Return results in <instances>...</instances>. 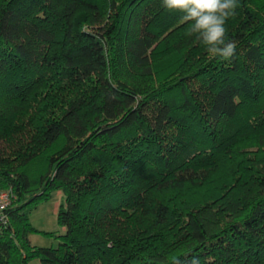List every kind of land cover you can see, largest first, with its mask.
<instances>
[{
    "label": "trees",
    "instance_id": "1",
    "mask_svg": "<svg viewBox=\"0 0 264 264\" xmlns=\"http://www.w3.org/2000/svg\"><path fill=\"white\" fill-rule=\"evenodd\" d=\"M238 5L230 60L186 31L155 83L162 0H0V264H264V0ZM55 190L65 231L33 245Z\"/></svg>",
    "mask_w": 264,
    "mask_h": 264
},
{
    "label": "rangeland",
    "instance_id": "2",
    "mask_svg": "<svg viewBox=\"0 0 264 264\" xmlns=\"http://www.w3.org/2000/svg\"><path fill=\"white\" fill-rule=\"evenodd\" d=\"M189 24L181 23V17L178 22L171 25L162 33V37H165L164 42L157 45L152 53L153 69H154V82L162 83L169 79H172L177 71L174 69L176 61L179 59V55H176L174 50L177 49V41L180 35L188 31ZM187 48V47H186ZM192 54L200 55L204 57L209 54L206 51L205 46L201 43L195 44L191 48ZM203 54V55H202ZM206 54V55H205ZM192 60H196V58ZM224 179L222 172H216L212 183L209 187L214 186L216 189ZM64 201L63 193L60 190H55L51 197L41 201L38 205L29 212V219L32 225L38 230L29 235L31 244L36 246H57L58 237L56 235L65 231V227L61 226L57 221V211L60 204ZM42 232H51V234H44ZM26 264H43L39 258H31Z\"/></svg>",
    "mask_w": 264,
    "mask_h": 264
},
{
    "label": "clouds",
    "instance_id": "3",
    "mask_svg": "<svg viewBox=\"0 0 264 264\" xmlns=\"http://www.w3.org/2000/svg\"><path fill=\"white\" fill-rule=\"evenodd\" d=\"M168 11L182 13L181 23H188V34L205 46L210 57L230 60L237 42L228 38L227 21L235 15L238 0H162ZM193 264L198 262L193 259Z\"/></svg>",
    "mask_w": 264,
    "mask_h": 264
},
{
    "label": "built area",
    "instance_id": "4",
    "mask_svg": "<svg viewBox=\"0 0 264 264\" xmlns=\"http://www.w3.org/2000/svg\"><path fill=\"white\" fill-rule=\"evenodd\" d=\"M16 198L11 188L0 189V227L6 221V210L12 205Z\"/></svg>",
    "mask_w": 264,
    "mask_h": 264
}]
</instances>
